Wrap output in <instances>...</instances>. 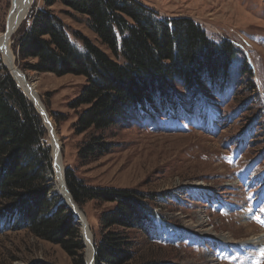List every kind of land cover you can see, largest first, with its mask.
I'll return each instance as SVG.
<instances>
[{
	"label": "rangeland",
	"instance_id": "obj_1",
	"mask_svg": "<svg viewBox=\"0 0 264 264\" xmlns=\"http://www.w3.org/2000/svg\"><path fill=\"white\" fill-rule=\"evenodd\" d=\"M137 1L161 17L193 19L216 41L227 39L246 50L254 75L246 69L244 53L236 49L229 76H205L196 85L199 90L193 88L195 93L176 79L173 86L179 93L171 101L131 110L102 133L113 144L112 151L84 160L81 147L93 133L101 135L94 130L76 132L79 109L72 103L86 78L33 70L34 61L18 53L15 33V63L34 84L55 123L63 167L92 186L134 189L145 195L159 216L153 221L152 238L128 230L136 264L144 259L155 264H264V0ZM12 2L0 0V33L6 30ZM43 6V0H35L30 12ZM49 9L67 24L72 41L82 44L73 35L76 30L101 45L86 16L73 17L60 3ZM0 60L11 74V67ZM42 123L47 130L43 143L51 148L53 165L50 130L43 118ZM53 170L56 175L54 166ZM55 175L47 171L53 186L51 211L58 201L65 203ZM111 207L99 200L79 205L94 245L102 240L101 218ZM13 215L0 220V264H73L61 245L21 228L19 213Z\"/></svg>",
	"mask_w": 264,
	"mask_h": 264
},
{
	"label": "trees",
	"instance_id": "obj_2",
	"mask_svg": "<svg viewBox=\"0 0 264 264\" xmlns=\"http://www.w3.org/2000/svg\"><path fill=\"white\" fill-rule=\"evenodd\" d=\"M43 3L44 8L32 9L17 30V50L22 59L34 61L33 70L86 78L82 93L72 103L79 109L76 132L94 130L101 135L93 133L81 147L84 160L112 151L113 144L102 133L131 110L171 101L179 93L173 86L176 79L189 93L194 87L199 90L196 85L205 76L215 80L229 76L236 49L244 53L227 39L216 41L193 19L161 17L137 0ZM56 3L73 17L86 16L101 45L76 30L73 35L82 44L72 41L67 24L49 9ZM245 60L246 69L254 75ZM46 134L40 113L0 60V220L19 213L21 228L61 245L73 264H86L85 243L73 212L59 201L51 211L53 186L47 171L55 174L51 148L43 143ZM66 182L80 206L91 200L112 203L101 218L104 234L102 240H95V263L136 264L135 243L128 230L152 238L153 221L159 216L145 195L134 189L92 186L70 168ZM137 264L155 263L144 259Z\"/></svg>",
	"mask_w": 264,
	"mask_h": 264
},
{
	"label": "bare ground",
	"instance_id": "obj_3",
	"mask_svg": "<svg viewBox=\"0 0 264 264\" xmlns=\"http://www.w3.org/2000/svg\"><path fill=\"white\" fill-rule=\"evenodd\" d=\"M35 0H13V7L11 14L9 15L7 19V26L6 30L10 32V35L6 37V30L2 33H0V58H2L7 65H9L15 75V77L18 80L19 87L21 90L26 94V96L35 104L38 105V107L42 108L45 112V123L48 126L50 130L51 135V144L54 146V156L56 159H58L59 168L56 169V187L58 188L59 192L62 193L64 199V202L66 204H70L71 207L74 209V211L79 216V221L83 222L84 215L82 213V210L76 206H74L71 196L69 194V191L67 190V187L65 185L64 179H63V163L61 164V143L59 140V136L57 134L55 123L52 120L51 116L48 114L45 105L43 104V101L41 100L38 92L35 89L34 84L30 83L27 79V77H24L22 75V71L17 67L15 63V55L12 51L11 45H12V38L14 33L13 31L18 29L20 25L22 24L24 18L26 15H28L29 11L31 10ZM15 51V50H14ZM24 73V72H23ZM45 109V110H44ZM60 149V152H59ZM59 154V155H58ZM86 217V216H85ZM87 219V218H86ZM90 238H92L91 231L89 229V235ZM93 239V238H92ZM85 247L87 248V264H96L94 260V252H93V246L92 243L89 241V239L85 238ZM94 245V243H93Z\"/></svg>",
	"mask_w": 264,
	"mask_h": 264
},
{
	"label": "water",
	"instance_id": "obj_4",
	"mask_svg": "<svg viewBox=\"0 0 264 264\" xmlns=\"http://www.w3.org/2000/svg\"><path fill=\"white\" fill-rule=\"evenodd\" d=\"M11 11H12V9H11ZM11 13V12H10ZM30 14V11H29V13H28V15ZM28 15H26L25 16V18H24V20L23 21H25L26 19H27V17H28ZM23 23V22H22ZM20 28V27H19ZM18 28V29H19ZM18 29H16V30H14L13 32L15 33V32H17V30ZM6 37L8 36V34L10 35V32H8L7 30H6ZM246 54H247V57H248V59H250L251 57H250V55L248 54V52H246ZM250 61H252V60H250ZM251 65H252V67H254L253 66V63H250ZM12 76H13V78L15 79V81L17 82V84L19 83L18 82V80H17V78L15 77V75H14V73H13V71H12ZM22 75L24 76V77H26V75H25V73H23V71H22ZM19 85V84H18ZM26 95V94H25ZM34 104V103H33ZM35 105V104H34ZM35 107H36V109H37V111L40 113V115H41V117L43 118V121L45 122V112L43 111V109L42 108H40V107H38V105H35ZM45 110V109H44ZM59 152H60V149H59ZM59 155V154H58ZM60 160H61V157H60ZM58 161V159H56L55 158V156L53 155V166H54V168H55V171H56V169L58 170L59 168H61L60 166H59V163L57 162ZM61 162V164H62V161H60ZM64 172H63V179H64V182H65V185H66V187H67V190L69 191V188H68V186H67V182H66V168L64 167V170H63ZM69 194H70V196H71V199H72V202H73V204H74V206H76V207H78L79 208V205L75 202V200H74V198H73V196H72V194H71V192L69 191ZM63 201H64V198H63ZM67 205V207H69L70 209H71V211L73 212V214H74V216H75V219L77 220V222L79 223V225L81 226V229H82V236H83V238H84V240H85V238H86V236H87V238L89 239V241L92 243V246H93V252H94V260H95V253H96V249H95V245H93V243H94V241H93V239L92 238H90L88 235H89V223H88V221H87V219H86V217H85V213L82 211V213H83V215H84V220H83V222H82V224H81V222L79 221V216H78V214L74 211V209L71 207V205L70 204H66ZM86 264H87V258H86Z\"/></svg>",
	"mask_w": 264,
	"mask_h": 264
},
{
	"label": "snow or ice",
	"instance_id": "obj_5",
	"mask_svg": "<svg viewBox=\"0 0 264 264\" xmlns=\"http://www.w3.org/2000/svg\"><path fill=\"white\" fill-rule=\"evenodd\" d=\"M261 222H264V221H261Z\"/></svg>",
	"mask_w": 264,
	"mask_h": 264
}]
</instances>
